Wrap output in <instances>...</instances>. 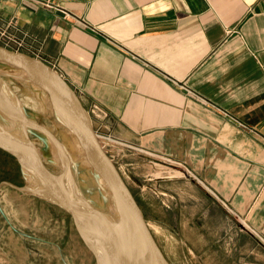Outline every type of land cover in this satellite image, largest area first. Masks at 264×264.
Segmentation results:
<instances>
[{
	"label": "crops",
	"instance_id": "obj_1",
	"mask_svg": "<svg viewBox=\"0 0 264 264\" xmlns=\"http://www.w3.org/2000/svg\"><path fill=\"white\" fill-rule=\"evenodd\" d=\"M55 1L0 0V41L50 64L96 130L181 164L264 264V0Z\"/></svg>",
	"mask_w": 264,
	"mask_h": 264
},
{
	"label": "rangeland",
	"instance_id": "obj_2",
	"mask_svg": "<svg viewBox=\"0 0 264 264\" xmlns=\"http://www.w3.org/2000/svg\"><path fill=\"white\" fill-rule=\"evenodd\" d=\"M12 44L6 46L22 50ZM0 71L6 81L5 95L13 96L23 112L62 141L70 161L65 178L74 183L81 201L85 200L83 207L112 210L111 199L94 182L84 152L55 117L48 93L30 84L17 67L0 64ZM95 131L170 264H247L243 251L234 244L236 236L232 239L235 219L212 194H205L181 164L174 162L178 167L156 170L153 154L141 153L108 133ZM27 133L45 167L58 174L62 158L56 144L35 128L28 127ZM8 152L0 147V264H99L65 204L35 191L20 162Z\"/></svg>",
	"mask_w": 264,
	"mask_h": 264
},
{
	"label": "water",
	"instance_id": "obj_3",
	"mask_svg": "<svg viewBox=\"0 0 264 264\" xmlns=\"http://www.w3.org/2000/svg\"><path fill=\"white\" fill-rule=\"evenodd\" d=\"M0 64L10 65L17 67L22 71L23 77L49 95L50 102L53 107V111L57 120L72 134L76 139L80 147L82 148L85 157L93 165L98 164L104 170V180L102 182L109 190V194L114 201L119 204L121 213H127L134 223L136 230L135 241L140 246V261L138 264H170L156 242L150 228L148 227L144 218L142 209L138 205L135 197L131 193L128 185L124 181L120 171L115 165L114 161L102 146L98 133L95 131L91 122L89 114L82 104L76 90L46 61L40 57L34 56L22 50L12 49L5 45L0 44ZM30 69L39 71L42 75V82L33 80L30 77ZM6 81L3 78L0 71V109L8 116L12 121L16 123L25 124L28 127L35 128L36 130L45 134L51 139L59 148L64 152V159L61 160V171L58 174H54L56 177L60 192L66 200L65 206L71 214L73 223L77 232L82 237L83 241L90 247L95 256L100 259L99 254L93 247L89 239L84 235L83 222L81 221V210L75 205L71 195L65 189L64 178L66 172L69 170L70 161L66 154L65 147L58 136L46 125L38 122L34 118L28 116L25 112L19 111L10 106L4 99L5 91L4 86ZM77 105L81 110V115L73 113L69 109L70 106ZM85 117V118H82ZM30 130V129H29ZM26 136L30 139L26 130ZM0 147L12 153L20 162L23 170V162L18 153L11 148H8L2 141H0ZM37 167L45 165L42 163L40 157L33 158ZM48 170V169H47ZM24 171V170H23ZM117 264L121 262L117 261Z\"/></svg>",
	"mask_w": 264,
	"mask_h": 264
},
{
	"label": "bare ground",
	"instance_id": "obj_4",
	"mask_svg": "<svg viewBox=\"0 0 264 264\" xmlns=\"http://www.w3.org/2000/svg\"><path fill=\"white\" fill-rule=\"evenodd\" d=\"M30 77L37 81V83L43 81L41 73L35 71V69H30ZM3 97L10 106L23 112L19 102L16 101L13 96L4 95ZM69 109L78 116L81 115V110L77 105L70 106ZM0 111V141H2L8 148H11L18 153L23 162L25 176L30 180L31 186L34 187L33 189L62 204L66 203V200L60 192L56 177H54V175L43 166L37 167L35 165L33 158L39 156L35 151L32 142L28 140L26 136V130L28 129L27 126L12 121L2 112L1 109ZM65 133L69 132L66 130ZM73 139L76 141L74 137ZM76 143L78 142L76 141ZM56 147L60 158L64 159L63 151L58 145H56ZM70 148L73 151L76 149L73 144ZM87 163L91 168L94 182L98 184L100 190H103V192L111 199L113 209L110 211H104L93 206H87L88 209L84 208L83 205H85V200L83 203V198L81 199L74 183L69 182V179L64 178L66 191L69 192L78 209L84 210L80 214L81 221L84 225V235L89 239L93 247L96 249V252L99 254V264H117V261L121 262V264H138L141 252L139 244L135 241L136 230L133 219L127 213H121L119 204L111 198L109 190L102 182V180H104V170L101 166L98 164L93 165L88 160ZM68 172H66L67 174L65 177H68ZM152 264H155V262H152Z\"/></svg>",
	"mask_w": 264,
	"mask_h": 264
},
{
	"label": "built area",
	"instance_id": "obj_5",
	"mask_svg": "<svg viewBox=\"0 0 264 264\" xmlns=\"http://www.w3.org/2000/svg\"><path fill=\"white\" fill-rule=\"evenodd\" d=\"M45 5L50 7H58V4L55 0H41Z\"/></svg>",
	"mask_w": 264,
	"mask_h": 264
},
{
	"label": "trees",
	"instance_id": "obj_6",
	"mask_svg": "<svg viewBox=\"0 0 264 264\" xmlns=\"http://www.w3.org/2000/svg\"><path fill=\"white\" fill-rule=\"evenodd\" d=\"M8 154H9L11 157H15L13 154H11V153H9V152H8Z\"/></svg>",
	"mask_w": 264,
	"mask_h": 264
}]
</instances>
